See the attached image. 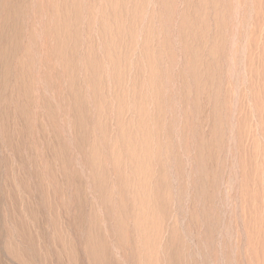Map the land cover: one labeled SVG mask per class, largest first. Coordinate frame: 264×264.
Returning <instances> with one entry per match:
<instances>
[{
	"label": "rangeland",
	"instance_id": "374dc122",
	"mask_svg": "<svg viewBox=\"0 0 264 264\" xmlns=\"http://www.w3.org/2000/svg\"><path fill=\"white\" fill-rule=\"evenodd\" d=\"M236 1L0 0V264H264V1Z\"/></svg>",
	"mask_w": 264,
	"mask_h": 264
},
{
	"label": "bare ground",
	"instance_id": "6f19581e",
	"mask_svg": "<svg viewBox=\"0 0 264 264\" xmlns=\"http://www.w3.org/2000/svg\"><path fill=\"white\" fill-rule=\"evenodd\" d=\"M236 1V0H235ZM238 1V0H237ZM237 1H236V3H237ZM246 1V0H245ZM260 1H262V0H257V2H260ZM264 1V0H263ZM250 3H251V0H250ZM240 4V3H239ZM239 4H237V5H239ZM244 4V3H243ZM235 5V4H234ZM240 6V5H239ZM252 6V5H251ZM262 6V5H261ZM256 7V6H255ZM238 8H240V7H238ZM262 8V7H261ZM264 8V7H263ZM255 9V8H254ZM234 10H235V8H234ZM240 10V9H239ZM258 10V9H257ZM264 10V9H263ZM235 12V11H234ZM236 13H239L238 12V10H237V12ZM235 17V16H234ZM241 17V16H240ZM264 17V16H263ZM259 20H260V18H258ZM263 20V19H262ZM236 23V22H235ZM263 23V22H262ZM260 25H262V24H259V26ZM42 30V29H41ZM260 31V30H259ZM258 32V31H257ZM235 34V33H234ZM237 34V33H236ZM250 35V34H249ZM234 38V37H233ZM236 38V37H235ZM259 38V37H258ZM237 40V39H236ZM261 41V40H260ZM234 44H235V41H234ZM258 44V43H257ZM231 47H233V46H231ZM230 47V48H231ZM234 49V48H233ZM262 50H264V44H263V47L261 48V51ZM230 52H231V50H230ZM232 52H233V50H232ZM236 52V51H235ZM262 53V52H261ZM232 54V53H231ZM244 56V55H243ZM231 57V56H230ZM262 60H264V53H262V56L260 57ZM230 60H231V58H230ZM235 63V62H234ZM256 63V62H255ZM244 65V64H243ZM263 69V68H262ZM239 71V70H238ZM229 73H230V71H229ZM234 74V73H233ZM232 76V75H231ZM231 79V78H230ZM256 82V81H255ZM232 84V83H231ZM233 86V85H232ZM263 87V86H262ZM233 90V89H232ZM236 92V91H235ZM233 95V94H232ZM237 96L235 95V98H236ZM237 101V100H236ZM236 101H235V103H236ZM234 104V103H233ZM261 108V107H260ZM234 111V110H233ZM264 115V114H263ZM143 118H144V115L142 116ZM239 183V182H238ZM237 183V184H238ZM232 185H234V184H232ZM247 193V192H246ZM146 216V215H145Z\"/></svg>",
	"mask_w": 264,
	"mask_h": 264
}]
</instances>
